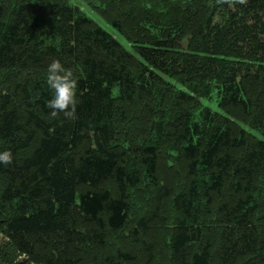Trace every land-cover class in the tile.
I'll list each match as a JSON object with an SVG mask.
<instances>
[{"label": "trees", "instance_id": "16d2710c", "mask_svg": "<svg viewBox=\"0 0 264 264\" xmlns=\"http://www.w3.org/2000/svg\"><path fill=\"white\" fill-rule=\"evenodd\" d=\"M84 1L0 0V264H264V0Z\"/></svg>", "mask_w": 264, "mask_h": 264}, {"label": "clouds", "instance_id": "9594fccd", "mask_svg": "<svg viewBox=\"0 0 264 264\" xmlns=\"http://www.w3.org/2000/svg\"><path fill=\"white\" fill-rule=\"evenodd\" d=\"M46 84L50 90L47 107L52 116L63 114L73 118L77 107L78 81L73 78L71 69L66 68L59 59H54L46 69ZM10 152H0V164H11Z\"/></svg>", "mask_w": 264, "mask_h": 264}, {"label": "rangeland", "instance_id": "374dc122", "mask_svg": "<svg viewBox=\"0 0 264 264\" xmlns=\"http://www.w3.org/2000/svg\"><path fill=\"white\" fill-rule=\"evenodd\" d=\"M70 3L75 4L81 9V11L92 19L99 27H101L106 32L114 36L122 45L127 47L126 41L117 33L109 24H107L101 17H99L93 9H91L84 0H68ZM212 108H215L214 104L210 105Z\"/></svg>", "mask_w": 264, "mask_h": 264}]
</instances>
